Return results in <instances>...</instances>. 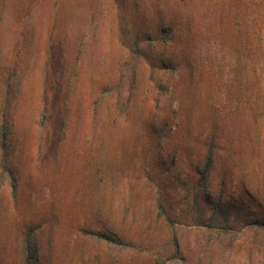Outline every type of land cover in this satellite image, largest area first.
Segmentation results:
<instances>
[{"label": "rangeland", "instance_id": "1", "mask_svg": "<svg viewBox=\"0 0 264 264\" xmlns=\"http://www.w3.org/2000/svg\"><path fill=\"white\" fill-rule=\"evenodd\" d=\"M186 1L177 11L190 17L192 38L179 43L178 71L167 70L159 82L132 46L141 39L143 48H152L156 9L169 11L171 0H0V121L8 125L15 181L12 191L0 173V264H17L27 225L37 226L38 264H192L169 256L173 232L199 227L186 217L185 187L178 195L169 180L197 181L188 175V156L213 103L229 112L221 123L215 184L223 173L234 193L252 192L264 203V111L252 110L243 94L248 66L241 86L228 87L245 46L232 27L248 13L247 3L239 10L237 0ZM188 40L201 48L200 57L187 53ZM103 81L118 83L120 101L130 96L126 113L118 111L116 95L93 111ZM208 82L213 101L205 95ZM226 89L229 99L221 101ZM165 120L172 128L160 133ZM173 156L175 166L168 167ZM160 159L167 160L162 167ZM244 199L260 208L248 195ZM81 228L116 233L138 248L118 250Z\"/></svg>", "mask_w": 264, "mask_h": 264}, {"label": "trees", "instance_id": "2", "mask_svg": "<svg viewBox=\"0 0 264 264\" xmlns=\"http://www.w3.org/2000/svg\"><path fill=\"white\" fill-rule=\"evenodd\" d=\"M186 3V0H171L173 6L169 11L166 10V7L162 8V5L157 8L154 22L156 23V34L152 38L156 40L155 44L150 46L152 48L146 49L142 47V40L138 39L132 46V52L136 54L137 58L150 62L152 69L159 75V82H161V77L167 73V70L172 75L178 71L181 66V61L177 54L179 43L186 39L188 35L192 38L193 29L190 17L184 15L181 11H177L178 6H181V4L183 6ZM244 3H247L243 7L244 10L247 9L248 13H250L242 14V16L238 15L232 30L234 32L238 31V38L245 40V43L242 41L245 46L241 48V45L239 48L238 70L233 75L234 77L231 78L232 80L229 82L228 87L232 88L236 83L241 86L242 68L248 66L247 75L250 81L246 92L243 89V94H247L252 110L260 109L262 112L264 111V0H251L249 2L247 0H237L235 5L241 10L240 6ZM259 9H262L263 15L259 16ZM184 25L187 27L185 31L181 29V26ZM151 37L149 34L147 39L150 40ZM184 46L185 49H188V54L200 57L199 54L201 52L199 50L201 48L197 51V46L192 40H188V42L184 43ZM195 47L196 49H194ZM189 66L191 70L197 67L196 62L194 63L191 60ZM211 72L213 73L214 71L211 70ZM189 75L191 80H193L194 72L190 71ZM219 81L222 82V86V76ZM101 83L99 94L92 101L93 111L96 112L102 102L106 99H112L116 95L118 111L120 114L126 113L130 96H127L125 101L124 99L120 101L117 82L115 84H111L108 81ZM191 83L193 84L192 81ZM224 84L227 86V83ZM221 86L218 87V90ZM159 87H162V85H159ZM242 87L240 90H242ZM193 88L194 86L191 87V89ZM162 89L165 92L168 91L167 87H162ZM211 91L214 92L213 85L208 82L205 86L207 98L212 99L209 96ZM221 92V101L229 99V89H226L224 94H221ZM209 106H211L213 111L212 113H208V120H205L208 123L204 127V131L195 138L198 145L195 146L196 142L194 141L195 149H191L188 156L189 163L191 164L189 165L190 170L188 175L193 177L194 173V175L198 176L197 181L195 182L194 178L192 180L184 179L180 181V178L178 179L177 176L169 180L172 184V189L175 191L178 189V195L180 194L179 191L185 187L184 195L181 194V200L188 206L185 210L186 217L199 222V227L192 231L191 229L189 230V225L186 224L181 235L173 232L170 236L169 256L174 262L179 263H183L188 259L192 264H264V212L261 210L264 203L252 192L234 193L230 187L226 186L225 175L223 173L220 174L219 180L215 184L216 175L213 174L216 169V162L219 159L218 150L223 146L221 142V123L224 122L229 112L226 110V107L222 109L216 108L214 103L209 104ZM199 107L201 106L199 105ZM43 116L40 119V124L44 120ZM5 123L4 117H2L0 121V173L3 172L8 185L14 191V175L8 165L9 152L7 150V139L9 130L8 125ZM159 123L157 130L160 133H163L166 128H172L168 124V120H165L163 124ZM259 124L260 117L254 122L255 126H259ZM160 137H164V134H158V138ZM158 138L157 140L159 141L160 139ZM193 157L194 160H192ZM158 161L162 167L167 160L160 159ZM175 161L176 158L174 156L171 157L168 167L175 166ZM165 170L169 171L166 168ZM165 176H162L163 184L160 185L166 189L169 184L167 180L170 175L166 173ZM213 188L216 189L214 190ZM227 190L231 193L229 196L225 195ZM245 195H248L260 208L253 210L249 205H246ZM181 200L177 201L181 202ZM160 210L162 213L160 212L158 217L163 215L164 206L162 204H160ZM170 223L174 225L173 220ZM36 230L37 226L27 225L23 231L20 241L21 253L17 264H38L40 256L36 241ZM81 231L84 235L94 237L98 242H104L121 251L133 246L130 241L121 238L116 233L110 235L101 230L96 231L84 228H81ZM243 234L245 236L244 239L242 242H238L239 238H243ZM182 236H185V238L183 239ZM133 248H138V245L133 246ZM213 251L218 252L217 258H220L221 263L216 261L212 254Z\"/></svg>", "mask_w": 264, "mask_h": 264}]
</instances>
